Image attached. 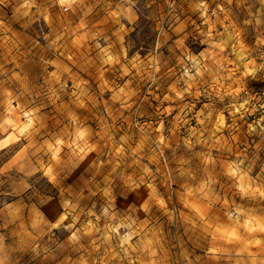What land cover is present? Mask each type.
<instances>
[{
    "label": "rangeland",
    "instance_id": "rangeland-1",
    "mask_svg": "<svg viewBox=\"0 0 264 264\" xmlns=\"http://www.w3.org/2000/svg\"><path fill=\"white\" fill-rule=\"evenodd\" d=\"M0 264H264V0H0Z\"/></svg>",
    "mask_w": 264,
    "mask_h": 264
}]
</instances>
